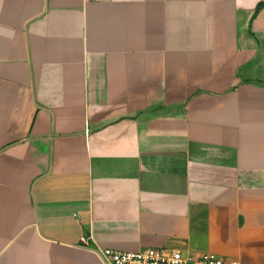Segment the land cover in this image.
<instances>
[{
	"label": "crops",
	"instance_id": "obj_1",
	"mask_svg": "<svg viewBox=\"0 0 264 264\" xmlns=\"http://www.w3.org/2000/svg\"><path fill=\"white\" fill-rule=\"evenodd\" d=\"M147 248L264 264V0H0V264Z\"/></svg>",
	"mask_w": 264,
	"mask_h": 264
},
{
	"label": "built area",
	"instance_id": "obj_2",
	"mask_svg": "<svg viewBox=\"0 0 264 264\" xmlns=\"http://www.w3.org/2000/svg\"><path fill=\"white\" fill-rule=\"evenodd\" d=\"M95 254L100 264H240L236 260L224 259L213 253L184 255L168 248H147L136 252L97 249Z\"/></svg>",
	"mask_w": 264,
	"mask_h": 264
}]
</instances>
